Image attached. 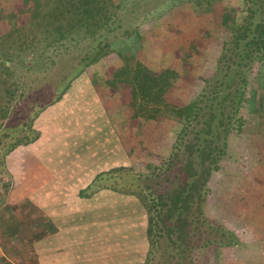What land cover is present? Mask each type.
I'll return each instance as SVG.
<instances>
[{
	"label": "trees",
	"instance_id": "obj_1",
	"mask_svg": "<svg viewBox=\"0 0 264 264\" xmlns=\"http://www.w3.org/2000/svg\"><path fill=\"white\" fill-rule=\"evenodd\" d=\"M146 1L8 0L11 10L0 9V148L8 145L0 152V167L16 145L36 139L38 133L30 137L26 133L33 131L34 119L47 106L61 99L88 67H101L100 60L112 52L107 41L109 33L129 24L127 20L133 17H151L155 6ZM242 3L240 9L223 15L228 36L221 44L217 65L198 78L202 84L198 95L182 106L166 98L170 72L150 71L139 61L132 65L130 50L117 52L124 65L117 70L110 68L112 77L104 73V84H112L106 85L109 91L116 87V80L126 88L133 116L157 120L168 113L181 123L172 153L162 159V164L149 169L151 161L142 168V174L120 164L112 170L116 173L115 177L112 174V189L134 194L147 214L148 250L142 264H160V258L151 259V248L158 245L160 257L170 258L169 264H192L191 250L195 247L206 253L211 244L220 247L238 243L231 231L216 227L201 214L220 161H234V150L240 154L245 148L242 141L264 138V110L250 103V114L245 117L240 112L248 100V78L252 77L259 88L263 86L264 0ZM131 30L136 41L137 27ZM129 37H124L125 41ZM127 42L123 49H132L135 43ZM71 45L78 48L71 49ZM250 89L253 94V87ZM236 177L238 181H234V174L226 180L229 189L236 182L243 187L249 182ZM10 185L0 181V204H4ZM252 187L245 190L252 193ZM2 207L0 246L2 239L18 238L30 245L45 236L41 220L28 229V221L21 220L13 207ZM161 236L165 239L158 244ZM2 256V264H13Z\"/></svg>",
	"mask_w": 264,
	"mask_h": 264
},
{
	"label": "rangeland",
	"instance_id": "obj_2",
	"mask_svg": "<svg viewBox=\"0 0 264 264\" xmlns=\"http://www.w3.org/2000/svg\"><path fill=\"white\" fill-rule=\"evenodd\" d=\"M146 2L155 6L152 7L154 9L151 17L145 19L133 17L127 20L129 24H122L109 33L107 41L112 50L111 54L100 60L101 67H88L79 77L102 80L104 73L110 74L109 78L112 77L109 70L112 68L117 70L124 65L117 52L130 50L128 54L132 65L139 61L150 71L168 70L170 72L171 86L166 93V98L170 103L182 106L198 95L202 87L198 78L202 79L201 77L206 76L216 67L217 59L222 52L221 44L228 36L222 24V17L226 11L240 9L243 5L242 0H201V2L147 0ZM141 7H143L142 4ZM1 8L11 10L8 0H0ZM133 27H137L136 41L131 30ZM126 36H133L128 39V42L135 43L132 49H123L127 42L124 38ZM70 48L76 49L78 46L71 45ZM56 67L54 65V68ZM119 82L115 81L116 87H112L114 92H110L112 106L115 105V101L117 104L112 116L118 127V134L120 133L125 144L128 145L130 150L128 159L135 168L134 171L141 173L142 168L151 161L153 162L149 169L162 164L165 157L171 155L181 123L174 115L168 113H164L165 118L159 117L157 120L133 116L128 106L130 99L128 100L125 94L127 90L119 86ZM261 84L263 86L259 88L252 82V77L248 78L249 93L248 91L246 93L248 100H245L240 109L241 116L246 117L250 114V103L254 104L257 110H264V97H262L264 79ZM252 87L255 94L250 93ZM103 89L109 91L107 87ZM253 98L256 100L254 101ZM126 117L129 123L122 122ZM26 135L30 136L31 133ZM259 138L258 141L253 139L252 142L242 141L243 143L240 142L241 139H236L242 146L245 145L242 150L247 148L249 150H240V154L234 150V161L230 159L220 161L208 185L210 189L206 193L202 207L201 215L212 221L216 227L231 231L238 239V243L220 247L211 244L206 253L202 252V248L195 247L191 250L192 264H203V262L205 264H264V138ZM6 146L8 145L0 148V152ZM148 152L154 155L150 157ZM237 156L238 160H236ZM124 159L126 158L123 155H117L118 165ZM251 159L254 160L251 161ZM231 174L235 176L234 181L239 180L236 177L238 176L249 182L244 183V187L241 182H236L232 189H229L225 183L228 182L226 180ZM0 181L3 184L11 182L3 166L0 167ZM246 185L253 186L252 193L248 192L249 189L245 190V187H249ZM6 205V203L0 204V208ZM15 213L24 221H29L32 217L28 214L21 216L18 211ZM196 215L199 214L196 213ZM163 239L165 238L159 237L158 244H161ZM1 244L2 257H7L14 264H37L34 251L29 249L31 248L29 244H22L18 238L2 239ZM159 247L158 245L151 248V259L160 258V264H169L170 258L160 257Z\"/></svg>",
	"mask_w": 264,
	"mask_h": 264
},
{
	"label": "crops",
	"instance_id": "obj_3",
	"mask_svg": "<svg viewBox=\"0 0 264 264\" xmlns=\"http://www.w3.org/2000/svg\"><path fill=\"white\" fill-rule=\"evenodd\" d=\"M110 84L76 78L34 119L28 132L38 133L36 139L4 157L11 180L4 204L32 216L28 229L44 223L45 236L30 244L37 264L145 260L147 214L136 196L112 189L117 155L126 158L120 165H133L112 116L116 101L112 106L111 91L103 89Z\"/></svg>",
	"mask_w": 264,
	"mask_h": 264
},
{
	"label": "built area",
	"instance_id": "obj_4",
	"mask_svg": "<svg viewBox=\"0 0 264 264\" xmlns=\"http://www.w3.org/2000/svg\"><path fill=\"white\" fill-rule=\"evenodd\" d=\"M3 255V253H2V248H1V246H0V256H2Z\"/></svg>",
	"mask_w": 264,
	"mask_h": 264
}]
</instances>
